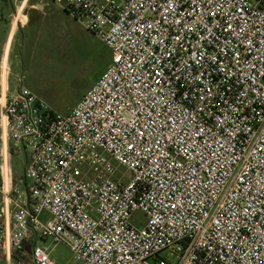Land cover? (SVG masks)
<instances>
[{
	"label": "built area",
	"instance_id": "obj_1",
	"mask_svg": "<svg viewBox=\"0 0 264 264\" xmlns=\"http://www.w3.org/2000/svg\"><path fill=\"white\" fill-rule=\"evenodd\" d=\"M50 1L110 63L59 114L0 60V262L264 264V0Z\"/></svg>",
	"mask_w": 264,
	"mask_h": 264
},
{
	"label": "rangeland",
	"instance_id": "obj_2",
	"mask_svg": "<svg viewBox=\"0 0 264 264\" xmlns=\"http://www.w3.org/2000/svg\"><path fill=\"white\" fill-rule=\"evenodd\" d=\"M12 2L0 0V10L6 13ZM55 9L52 4L48 6V15L42 18L40 26L35 29L31 25L13 41L9 84L13 89L21 78L19 84L46 101L54 112L66 114L105 71L110 53L95 35L72 17L57 16ZM23 162L22 153L11 159L14 181L21 177ZM137 218H142L140 212L134 214V220ZM34 242L48 246L56 264H72L65 244H52L50 240L40 241L39 238ZM17 260L15 257L14 261Z\"/></svg>",
	"mask_w": 264,
	"mask_h": 264
},
{
	"label": "crops",
	"instance_id": "obj_3",
	"mask_svg": "<svg viewBox=\"0 0 264 264\" xmlns=\"http://www.w3.org/2000/svg\"><path fill=\"white\" fill-rule=\"evenodd\" d=\"M51 4L54 5L50 0H13L9 10L6 13L0 10V60L3 58L7 59L9 71L7 75V85L11 91L15 90L19 85H21L19 84L20 82H18V85L12 89L9 84V79L11 76L9 56L12 43L15 41L16 37L21 31H25L31 25L37 29L42 22V18L48 15L47 7ZM54 6L56 8L54 14L61 17L66 15L69 16L62 9L56 5ZM5 225L7 228L9 227V223H6ZM40 241L44 240L40 239ZM27 244L31 245L30 243H25L24 246ZM21 254L26 256L25 260H28L29 254H27L25 251L21 252ZM16 258L21 260L18 257ZM1 263L3 264V262H0V264Z\"/></svg>",
	"mask_w": 264,
	"mask_h": 264
},
{
	"label": "water",
	"instance_id": "obj_4",
	"mask_svg": "<svg viewBox=\"0 0 264 264\" xmlns=\"http://www.w3.org/2000/svg\"><path fill=\"white\" fill-rule=\"evenodd\" d=\"M24 244L25 243H23L21 247L15 251V256L20 258L21 260H25L26 258L25 255L21 254V252L25 251L27 254H30L31 251V246L28 244L24 246Z\"/></svg>",
	"mask_w": 264,
	"mask_h": 264
}]
</instances>
